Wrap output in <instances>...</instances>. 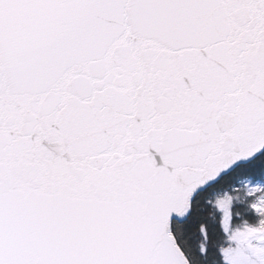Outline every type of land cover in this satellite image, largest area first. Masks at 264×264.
Here are the masks:
<instances>
[{
	"label": "snow or ice",
	"instance_id": "obj_1",
	"mask_svg": "<svg viewBox=\"0 0 264 264\" xmlns=\"http://www.w3.org/2000/svg\"><path fill=\"white\" fill-rule=\"evenodd\" d=\"M0 264H264V0H0Z\"/></svg>",
	"mask_w": 264,
	"mask_h": 264
}]
</instances>
